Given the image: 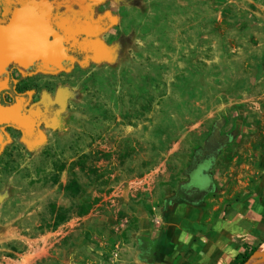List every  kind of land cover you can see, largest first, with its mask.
Here are the masks:
<instances>
[{
	"label": "rangeland",
	"instance_id": "obj_1",
	"mask_svg": "<svg viewBox=\"0 0 264 264\" xmlns=\"http://www.w3.org/2000/svg\"><path fill=\"white\" fill-rule=\"evenodd\" d=\"M128 1L47 138L0 158V264H152L142 242L208 145L216 192L257 175L264 0Z\"/></svg>",
	"mask_w": 264,
	"mask_h": 264
},
{
	"label": "flooded vegetation",
	"instance_id": "obj_2",
	"mask_svg": "<svg viewBox=\"0 0 264 264\" xmlns=\"http://www.w3.org/2000/svg\"><path fill=\"white\" fill-rule=\"evenodd\" d=\"M89 8L88 0L72 3L69 0H0V158L9 149H28L45 140L51 127L64 115L68 71L92 62L93 54L82 52L76 42L72 45L64 42L58 24L74 28L82 24L78 17L86 15L90 16L91 22H99L100 18L112 19L107 14V5ZM111 28L112 25L93 38L103 42L102 50L106 51V45L110 44L108 33ZM52 33L60 38L54 64L29 60L28 56L21 62L7 59L8 52L26 53L32 41L39 48L44 47V53L49 57L51 44L55 41ZM201 162L198 161L199 166L194 170L197 176L193 184L205 183L201 182ZM199 192L198 189L196 195Z\"/></svg>",
	"mask_w": 264,
	"mask_h": 264
},
{
	"label": "crops",
	"instance_id": "obj_3",
	"mask_svg": "<svg viewBox=\"0 0 264 264\" xmlns=\"http://www.w3.org/2000/svg\"><path fill=\"white\" fill-rule=\"evenodd\" d=\"M72 3L74 0H69ZM90 8L108 6L107 14L114 23L128 0H88ZM92 5V7L90 6ZM258 172L247 187L232 195L226 189L215 191L217 176L196 186L197 198L171 201L163 229L157 236H145L154 242L152 264H239L241 256L251 258L261 253L264 245V155ZM202 182V181H201ZM205 182V180H203ZM203 185V186H202ZM190 195V194H188ZM142 242V247L146 245ZM142 258V257H141Z\"/></svg>",
	"mask_w": 264,
	"mask_h": 264
},
{
	"label": "water",
	"instance_id": "obj_4",
	"mask_svg": "<svg viewBox=\"0 0 264 264\" xmlns=\"http://www.w3.org/2000/svg\"><path fill=\"white\" fill-rule=\"evenodd\" d=\"M78 19L82 21V24L74 28L72 27V25L63 27L62 25L58 24V28L63 33L62 40L69 45L70 44L72 45V42L74 43L76 42L75 44H79V47L81 48L82 52L93 54L92 56L93 61L98 62L103 59H108L111 54L107 51V49L106 51L101 49L103 42H101L100 40H94L93 38L98 37L103 31H105L107 28L113 25L114 20L108 17V18H100L99 22H91L89 15L84 16V18L78 17ZM52 36L54 37L55 41L52 42L51 44V54H50L52 58L51 60H50V56L48 57V55H45L43 50L44 47L39 48L37 43L33 41L31 43L29 50H26L27 51L26 53L8 52L6 53L7 59L21 62L20 60L25 58V56H28L29 60H41L43 62H51V64H54L55 51L57 49L56 47L60 38L56 33H52ZM13 122L17 123L19 127H23L22 124L18 123L15 120H13ZM215 140L217 141L220 140L218 131L215 133L214 139H212L210 142L214 143ZM42 142L43 139L39 141L37 145L41 144ZM218 148H219L218 145H216V147H211L210 145L206 147L205 150L208 153L207 155L208 160L213 159V155ZM262 262H264V254L259 253L254 255L252 258H250L246 264H255Z\"/></svg>",
	"mask_w": 264,
	"mask_h": 264
},
{
	"label": "trees",
	"instance_id": "obj_5",
	"mask_svg": "<svg viewBox=\"0 0 264 264\" xmlns=\"http://www.w3.org/2000/svg\"><path fill=\"white\" fill-rule=\"evenodd\" d=\"M198 161H202L201 162L202 172L200 174L201 181L205 180V183H206L207 181H206L205 177H207V179L210 177L209 171L211 169V165H212L213 160H208L207 157L204 155V156H202V158H198L197 159L194 167L189 172V180H188V182L183 183L182 188L177 192L176 198L180 199L183 202H190V200H193L191 198H188L189 196H191L192 198H197L198 197V195H196L198 193V189H196L197 184H193L194 183L193 179L197 176L194 170H195V168L197 166H199L198 165ZM208 163H210L209 166H208ZM206 165L208 167H206ZM188 192L190 194L193 192L194 194L193 195H188ZM154 246H155L154 243H151V242L147 243V245L142 248L143 254L146 253L147 255H151L152 256ZM254 252L255 251H253L249 255L241 256V260H240L239 264H246L249 261V259L251 258V256L253 255Z\"/></svg>",
	"mask_w": 264,
	"mask_h": 264
},
{
	"label": "bare ground",
	"instance_id": "obj_6",
	"mask_svg": "<svg viewBox=\"0 0 264 264\" xmlns=\"http://www.w3.org/2000/svg\"><path fill=\"white\" fill-rule=\"evenodd\" d=\"M261 253H263L264 254V245H263V247H262V249H261ZM264 262H262V263H255V264H263Z\"/></svg>",
	"mask_w": 264,
	"mask_h": 264
}]
</instances>
